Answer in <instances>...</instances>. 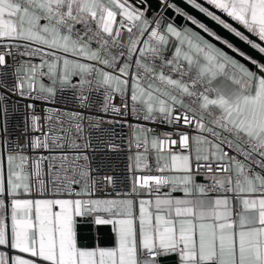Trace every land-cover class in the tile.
<instances>
[{"label":"snow or ice","instance_id":"6c2138e0","mask_svg":"<svg viewBox=\"0 0 264 264\" xmlns=\"http://www.w3.org/2000/svg\"><path fill=\"white\" fill-rule=\"evenodd\" d=\"M0 264H264V0H0Z\"/></svg>","mask_w":264,"mask_h":264},{"label":"built area","instance_id":"2783aa9c","mask_svg":"<svg viewBox=\"0 0 264 264\" xmlns=\"http://www.w3.org/2000/svg\"><path fill=\"white\" fill-rule=\"evenodd\" d=\"M56 106L58 107H62L65 108L68 111H72V110H80L79 106L77 105V103L71 98L70 95H64V96H57L56 98ZM41 107H43V105H41ZM88 114H92L95 115V107L93 108V110L89 113L86 112V117ZM20 117L16 116L12 118V125L13 127L15 126V124L17 122L20 121ZM131 123H135L134 120L130 119ZM85 123H87V120H85ZM117 132H123L125 135L128 134L129 129L127 128V126H124L123 128L117 127L116 128ZM127 150L125 149L124 151H121L119 153H115V154H109L108 157L104 158L103 160V164H104V169L101 172V175H105V174H115L117 176H119L120 180H121V187H126L127 186V180L125 179L127 172H126V165L128 164V160H127ZM97 160H100L99 155L97 156Z\"/></svg>","mask_w":264,"mask_h":264},{"label":"crops","instance_id":"0c3cea01","mask_svg":"<svg viewBox=\"0 0 264 264\" xmlns=\"http://www.w3.org/2000/svg\"><path fill=\"white\" fill-rule=\"evenodd\" d=\"M107 229H109V232H104L103 233H99L97 230L94 231V235L90 232H88L87 230L83 231L84 233H86L88 235V237H85L84 239L81 240V236H80V232L79 231V225L77 228V232H78V243H80L82 246H88V247H92L95 246L96 243L99 241V243L101 244V246H111V242H112V238L114 236V234L111 232V226H105Z\"/></svg>","mask_w":264,"mask_h":264},{"label":"water","instance_id":"95a60500","mask_svg":"<svg viewBox=\"0 0 264 264\" xmlns=\"http://www.w3.org/2000/svg\"><path fill=\"white\" fill-rule=\"evenodd\" d=\"M109 227V226H108ZM87 230L88 232L91 231V233L94 235V231H98L99 233H103L104 232H109L110 230L107 229L105 226H95L92 225L90 222L89 223H82L81 225H79V231L80 232V236H81V240L84 239L85 237H88V235L86 233H84L83 231Z\"/></svg>","mask_w":264,"mask_h":264}]
</instances>
